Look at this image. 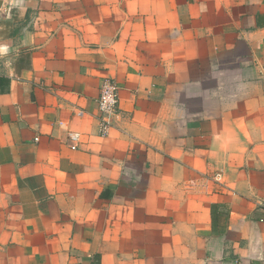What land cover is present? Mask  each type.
<instances>
[{"label":"crops","instance_id":"crops-1","mask_svg":"<svg viewBox=\"0 0 264 264\" xmlns=\"http://www.w3.org/2000/svg\"><path fill=\"white\" fill-rule=\"evenodd\" d=\"M0 264H264V0H0Z\"/></svg>","mask_w":264,"mask_h":264},{"label":"built area","instance_id":"built-area-1","mask_svg":"<svg viewBox=\"0 0 264 264\" xmlns=\"http://www.w3.org/2000/svg\"><path fill=\"white\" fill-rule=\"evenodd\" d=\"M97 106V120L99 127V134L101 136L107 135L112 127V118L118 113V87L111 77H104L99 85V92L96 97ZM79 133L71 131L68 133V138L74 143L78 140ZM72 144V148H75ZM212 178L219 182L221 181V174L216 172Z\"/></svg>","mask_w":264,"mask_h":264}]
</instances>
